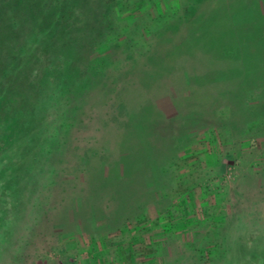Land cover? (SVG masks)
<instances>
[{
    "label": "rangeland",
    "instance_id": "obj_1",
    "mask_svg": "<svg viewBox=\"0 0 264 264\" xmlns=\"http://www.w3.org/2000/svg\"><path fill=\"white\" fill-rule=\"evenodd\" d=\"M261 33L264 0H0V264H264Z\"/></svg>",
    "mask_w": 264,
    "mask_h": 264
},
{
    "label": "trees",
    "instance_id": "obj_2",
    "mask_svg": "<svg viewBox=\"0 0 264 264\" xmlns=\"http://www.w3.org/2000/svg\"><path fill=\"white\" fill-rule=\"evenodd\" d=\"M259 41L261 42V45L263 46L264 33H261ZM259 66L261 68H264V63L262 65H258V67ZM147 108H149V107H147L146 104L143 105L142 107H140L138 109L136 114L135 113L131 114V116L128 119L131 123V126H133V125L135 126L136 122H138V124H136V126L138 125V127H140L141 131L139 130L140 133L137 132V134L139 135L141 142H143L142 141L143 134H144L143 129L145 126L144 125L145 123H143V122L146 121L145 111L147 110ZM152 118H154V120L156 121L154 124L155 127L158 125L159 126L162 125V123L160 122V119L158 118V116L156 114H154L153 117H151V120H152ZM136 126H135V128H136ZM144 130H146V128ZM108 183H110V184L114 183V186H115L117 192L119 193L120 190H124V187L127 186L128 182H126V180H123L121 177H119V179L117 178L116 180H113V181L110 178ZM15 194L16 193H15V189H14L13 185L9 181L4 180L1 173H0V253L3 250V247L7 242V235H8L10 228H11V222L13 220V214H14ZM121 198H122V196L120 194L119 199L121 200Z\"/></svg>",
    "mask_w": 264,
    "mask_h": 264
}]
</instances>
